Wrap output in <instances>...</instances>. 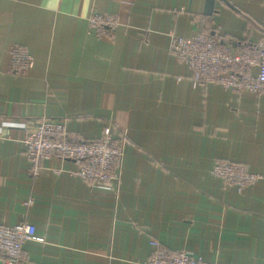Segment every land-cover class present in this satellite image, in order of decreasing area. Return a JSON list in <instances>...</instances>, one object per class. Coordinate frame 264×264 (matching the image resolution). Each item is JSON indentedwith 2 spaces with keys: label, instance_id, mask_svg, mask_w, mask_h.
I'll list each match as a JSON object with an SVG mask.
<instances>
[{
  "label": "crops",
  "instance_id": "crops-1",
  "mask_svg": "<svg viewBox=\"0 0 264 264\" xmlns=\"http://www.w3.org/2000/svg\"><path fill=\"white\" fill-rule=\"evenodd\" d=\"M203 1L0 0V224L27 221L42 238L18 264H135L150 240L215 264H264V90L194 83L169 48L198 31L264 40V0H215L210 16ZM91 14L116 16L112 39L94 35ZM12 46L30 55L23 74ZM42 117L76 140L110 127L123 141L116 190L73 175L69 160L32 177L22 141ZM218 160L263 177L226 185L210 174Z\"/></svg>",
  "mask_w": 264,
  "mask_h": 264
},
{
  "label": "built area",
  "instance_id": "built-area-1",
  "mask_svg": "<svg viewBox=\"0 0 264 264\" xmlns=\"http://www.w3.org/2000/svg\"><path fill=\"white\" fill-rule=\"evenodd\" d=\"M88 24L97 38L112 39L118 25L115 15L91 14ZM170 51L192 71L194 83L218 84L235 91L260 93L264 90V40L239 45L216 34L198 31L191 36L172 35ZM11 70L23 74L31 65L28 50L22 46L10 47ZM29 163V174L37 176L46 161L69 160L76 164L71 173L90 181L98 189L113 192L120 179L123 141L105 127L99 139L76 140L66 132L62 122L42 117L36 121L35 131L22 141ZM59 172L57 167L49 168ZM210 174L222 179L224 184H234L239 189L260 180L263 175L249 172L239 163L216 161ZM31 200H29L30 204ZM42 241L36 235L35 225L21 221L13 225L0 224V255L4 264H18L23 259V245L27 241ZM150 255L135 264H215L186 250H169L156 240H150Z\"/></svg>",
  "mask_w": 264,
  "mask_h": 264
},
{
  "label": "water",
  "instance_id": "water-1",
  "mask_svg": "<svg viewBox=\"0 0 264 264\" xmlns=\"http://www.w3.org/2000/svg\"><path fill=\"white\" fill-rule=\"evenodd\" d=\"M222 3L228 4L226 0H219ZM214 2L215 0H204L203 1V14L205 16H210L215 10H214Z\"/></svg>",
  "mask_w": 264,
  "mask_h": 264
},
{
  "label": "trees",
  "instance_id": "trees-1",
  "mask_svg": "<svg viewBox=\"0 0 264 264\" xmlns=\"http://www.w3.org/2000/svg\"><path fill=\"white\" fill-rule=\"evenodd\" d=\"M244 43H240L239 45H243ZM247 44V43H246ZM72 139H75V138H72Z\"/></svg>",
  "mask_w": 264,
  "mask_h": 264
}]
</instances>
